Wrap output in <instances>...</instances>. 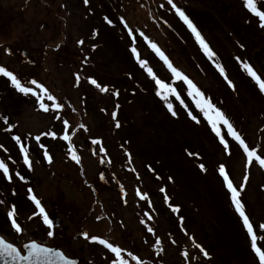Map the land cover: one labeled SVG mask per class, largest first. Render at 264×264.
Segmentation results:
<instances>
[{"label":"rangeland","instance_id":"obj_1","mask_svg":"<svg viewBox=\"0 0 264 264\" xmlns=\"http://www.w3.org/2000/svg\"><path fill=\"white\" fill-rule=\"evenodd\" d=\"M261 24L246 0H0V67L37 93L0 75V235L79 264H260L228 182L264 251V166L232 134L264 159V91L245 68L264 81Z\"/></svg>","mask_w":264,"mask_h":264},{"label":"snow or ice","instance_id":"obj_2","mask_svg":"<svg viewBox=\"0 0 264 264\" xmlns=\"http://www.w3.org/2000/svg\"><path fill=\"white\" fill-rule=\"evenodd\" d=\"M256 2L257 0H246V5L249 7V9L256 15L259 17L260 21L262 22L261 26L264 27V11H259L256 8ZM85 3H87V0H85ZM169 3H172V0H169ZM173 7L175 8L176 6L173 5ZM177 14L180 16V18L184 21V23L188 26V28L194 33V35L196 36V39L199 41L201 47L204 49V51L206 52V54L209 55V57H211L213 55V53L211 52V50L208 48V45L204 42V40L202 39L200 33L197 31L196 27L193 25V23L189 20V18L184 14L183 11H181L179 8H176ZM152 47L155 49V45H152ZM157 51H159L158 49H156ZM161 57L163 59H165V62L168 63L167 59L165 57H163V54L160 53ZM143 66V64H142ZM169 68H171V64H168ZM245 68L248 72V74L257 82V84L259 85V87L261 88L262 91H264V81H262L260 79L259 76H257L256 72L253 71V69L248 66L245 65ZM149 74L151 75V70L149 69ZM172 71L174 72L175 75H177L178 77H180L181 79H185L186 77L181 76V74L179 72H177L175 69H172ZM221 71H223V69H221ZM0 75L6 76L9 78V80L11 81L12 85L14 87H16V89L22 93H29L31 92V89L27 88V87H22L21 86V82L17 79V77L15 75H13L11 72L5 70L4 68L0 67ZM93 83H95V81H92ZM189 83V85L191 87H195L194 85H191L190 81H187ZM31 83L33 85H35L36 88L40 89V93L42 94L41 96H38V99L43 98V96H47V99L50 101H54V97L51 95L47 94V90L45 88H43V86H41L40 84H38L36 81H31ZM157 83L159 84V81H157ZM161 87H164L163 85H161ZM106 90V89H105ZM32 95H37L36 92H31ZM196 95H200L199 92L196 93ZM41 108L47 112L49 109L48 107L44 104L41 103ZM55 107L57 109H59L60 105H55ZM171 107V106H169ZM210 107V106H209ZM216 116L218 117V119L225 125L228 126L229 131L232 132V127L230 124H228V121L226 119H224L223 115L219 112L216 113ZM65 126L67 127V121H65ZM117 127H119V125H117ZM219 134V133H218ZM233 136L235 137V139L237 141L240 142L241 146L244 147V151L247 153L248 156V160L249 163H251L253 157H256L257 160H259V163L261 164V166H264V159H260L259 157L256 156L255 152L249 151L248 147L244 145V141L240 139L239 135H236L235 132H232ZM54 136V134H53ZM14 139L17 140V143H20V138L19 137H14ZM39 137H36V140L39 142ZM62 139L68 141L70 140V137L65 134ZM94 143H99L98 141H94ZM21 152L24 154V162L25 164H29L30 165V161L28 159V149L24 146L21 145ZM69 151L72 153V159H74L77 163H79V157L76 155L75 149L74 148H69ZM102 151V149H101ZM51 158L49 157V160ZM0 170L3 171V174L5 177H9V169L5 166L4 163L0 162ZM221 174H224V169L221 168L220 169ZM228 177L225 176V180H227ZM228 188L229 190L232 192V198H233V202L236 205L237 211L240 213L241 217L243 218V222L245 227L247 228L251 238H252V247L254 249V251L257 253V256L260 260V264H264V251H261L259 248H257L256 246V240L257 237L256 235L253 233V226L252 224L249 223V218L245 215L244 211H243V206L241 205L238 197L240 195L239 191H237L235 188H233L232 183L229 181L228 182ZM29 192H31V189H29ZM29 199L34 203L36 209L38 210L34 215H39L42 217L43 219V223L49 228L52 229L53 228V220L49 218L48 213L45 210V207L42 206V203L39 199H37L36 196L34 195H30ZM141 199H146L145 196H141ZM174 211H178V209H174ZM9 219L11 220L12 223V227L15 229L16 232H21V226L17 223V220L15 219L16 217V209L15 207H13L11 209V211H9L8 213ZM32 217H29V219H31ZM149 219H151V217H149ZM149 231H151V229H149ZM49 236H52L53 233L51 231H49L48 233ZM85 239H88V236L85 234ZM92 242H98L99 244L103 245L104 247L108 248L111 252L115 253L117 258L120 257V253L121 250L117 247H113L110 243H108L107 241L103 240V239H99L97 240V238H92ZM28 249H29V254L28 256H21L20 253L17 251V249L15 247H13L11 244L6 243L3 239H0V261L3 262V264H17V262L21 261V260H26V261H39L41 259L42 256H47L50 252L49 249L46 248H42L40 247L38 244L36 243H32L31 245H28ZM59 255V254H57ZM206 255V253H205ZM61 259H63V257L61 256ZM133 259H135V257H133ZM65 264H72L71 261H65ZM120 264H123V261L120 262Z\"/></svg>","mask_w":264,"mask_h":264},{"label":"water","instance_id":"obj_3","mask_svg":"<svg viewBox=\"0 0 264 264\" xmlns=\"http://www.w3.org/2000/svg\"><path fill=\"white\" fill-rule=\"evenodd\" d=\"M0 239H3V238L0 237ZM6 243H8V242H6ZM32 243H35V242H31V243L23 245V251H24L23 254L18 250L17 247H15L12 244L11 245L17 249V251L20 253L21 256H28V254H29L28 245H31ZM8 244H10V243H8ZM39 246L42 248L49 249L50 250L49 254L47 256H42L38 262L37 261L21 260V261L17 262V264H65V261H71L72 264H76V261L66 258L59 250H57L55 248H48V247H45L42 245H39ZM57 254H59V255H57ZM61 256L63 257V259H61ZM0 264H3V262L0 261Z\"/></svg>","mask_w":264,"mask_h":264},{"label":"flooded vegetation","instance_id":"obj_4","mask_svg":"<svg viewBox=\"0 0 264 264\" xmlns=\"http://www.w3.org/2000/svg\"><path fill=\"white\" fill-rule=\"evenodd\" d=\"M72 258H74V257H72Z\"/></svg>","mask_w":264,"mask_h":264}]
</instances>
